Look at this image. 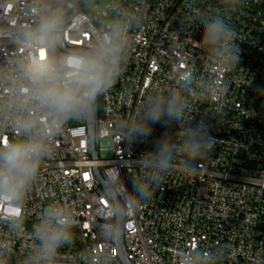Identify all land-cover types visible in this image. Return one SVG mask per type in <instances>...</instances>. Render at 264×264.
<instances>
[{
    "label": "built area",
    "instance_id": "obj_1",
    "mask_svg": "<svg viewBox=\"0 0 264 264\" xmlns=\"http://www.w3.org/2000/svg\"><path fill=\"white\" fill-rule=\"evenodd\" d=\"M14 3L10 10L22 18L31 0ZM124 3L144 21L131 33L132 46L121 77L100 97V159H90L86 121L63 127L55 137L54 153L42 163L26 196L25 230L12 238L17 255L32 243L29 233L40 208L58 201L72 209L78 223L73 243L59 250L56 264H108L109 251L112 264H120L116 248H108L100 237L110 201L93 170L101 168L104 173L120 166L131 187L128 169L122 165L132 168L133 161L152 150L166 129L153 125L145 142L129 145L123 142L118 123L134 114L151 86L171 84L174 73L188 71L195 74L197 86L204 80L221 89L210 100L194 101L195 120L207 123L216 146L197 162L195 172H173L152 199L127 218L126 251L133 264H187L189 257L194 264H217V260L218 264H264V0ZM205 13L222 15L236 30L238 64L221 68L202 52L198 42L203 29L197 18ZM181 20L188 22L186 31L180 30ZM89 39L87 31L79 36L70 31L66 37L71 48L83 47ZM15 52L0 33V67ZM10 139L11 133L0 135V143ZM12 210L0 203V213L10 215ZM9 264H16V258Z\"/></svg>",
    "mask_w": 264,
    "mask_h": 264
},
{
    "label": "clouds",
    "instance_id": "obj_2",
    "mask_svg": "<svg viewBox=\"0 0 264 264\" xmlns=\"http://www.w3.org/2000/svg\"><path fill=\"white\" fill-rule=\"evenodd\" d=\"M10 5L15 8L14 0L0 3V33L16 50L0 67V135L12 134V139L0 143V203L21 214L0 213V264H9L13 257L16 264H56L59 250L74 241L77 218L69 206L47 203L31 225L30 247L17 255L12 238L25 230L26 196L42 163L54 153L55 137L63 127L96 118L99 98L121 77L132 46L131 33L144 17L124 0L104 4L100 0H31L22 18ZM197 19L203 29L198 43L205 56L221 68L238 64V36L228 20L208 13ZM187 27L188 22L181 20L180 30ZM70 31L77 36L90 32V39L83 47L69 48ZM219 91L214 82L201 80L197 86L195 74L177 72L171 84L151 86L134 114L119 121L117 130L129 145L145 142L153 125L166 131L153 142L152 150L133 161L132 168L122 165L128 169L130 188L120 166L103 173L110 207L100 237L108 248L121 239L127 218L151 200L173 172H195L197 162L215 148L207 123L195 120L194 101L210 100ZM108 255L112 264L110 251ZM187 264H194V258L189 257Z\"/></svg>",
    "mask_w": 264,
    "mask_h": 264
},
{
    "label": "water",
    "instance_id": "obj_3",
    "mask_svg": "<svg viewBox=\"0 0 264 264\" xmlns=\"http://www.w3.org/2000/svg\"><path fill=\"white\" fill-rule=\"evenodd\" d=\"M83 11V9H82ZM68 47V46H67ZM71 48V47H69ZM77 48V47H73ZM99 106H100V98L98 101V106L96 109L97 115L94 120H87V129H88V148H89V156L92 161H98L100 159L99 153H98V145H99V140H98V127H97V121L99 117ZM93 175L94 179L99 186V188L102 190V192L106 195L108 198L104 187H103V170L101 168H95L93 170ZM109 200V198H108ZM124 226L123 225V233L121 239L117 242L115 245L116 252H117V257L120 262V264H133L130 261L129 254L126 251V245H125V231H124Z\"/></svg>",
    "mask_w": 264,
    "mask_h": 264
},
{
    "label": "snow or ice",
    "instance_id": "obj_4",
    "mask_svg": "<svg viewBox=\"0 0 264 264\" xmlns=\"http://www.w3.org/2000/svg\"><path fill=\"white\" fill-rule=\"evenodd\" d=\"M74 43H76V42L74 41ZM44 55H45V53H44V51L42 50V51H41V58H43ZM4 142H7V141L5 140ZM12 214H19V213H18V210H12Z\"/></svg>",
    "mask_w": 264,
    "mask_h": 264
},
{
    "label": "rangeland",
    "instance_id": "obj_5",
    "mask_svg": "<svg viewBox=\"0 0 264 264\" xmlns=\"http://www.w3.org/2000/svg\"><path fill=\"white\" fill-rule=\"evenodd\" d=\"M102 1V4H104L105 3V0H101Z\"/></svg>",
    "mask_w": 264,
    "mask_h": 264
}]
</instances>
